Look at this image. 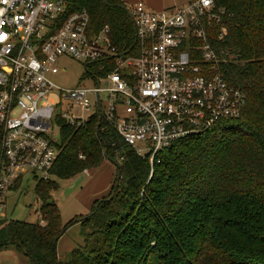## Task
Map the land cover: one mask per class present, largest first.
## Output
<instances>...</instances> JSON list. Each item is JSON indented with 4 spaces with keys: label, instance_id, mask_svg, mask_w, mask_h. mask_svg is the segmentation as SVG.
<instances>
[{
    "label": "trees",
    "instance_id": "trees-1",
    "mask_svg": "<svg viewBox=\"0 0 264 264\" xmlns=\"http://www.w3.org/2000/svg\"><path fill=\"white\" fill-rule=\"evenodd\" d=\"M65 1L87 11L93 32L106 25L119 52L136 54L123 0ZM215 7L224 13L210 34L219 70L246 95L240 117L171 143L153 163L97 114L63 124L50 175L69 179L106 158L114 163L109 193L62 225L45 199L57 184L36 180L40 221L0 218V246L15 245L33 264H264V0H215ZM90 65L85 70L103 75L113 60ZM76 222L87 229L83 243L61 260L56 243Z\"/></svg>",
    "mask_w": 264,
    "mask_h": 264
},
{
    "label": "built area",
    "instance_id": "built-area-1",
    "mask_svg": "<svg viewBox=\"0 0 264 264\" xmlns=\"http://www.w3.org/2000/svg\"><path fill=\"white\" fill-rule=\"evenodd\" d=\"M128 10L131 55L110 43L106 25L93 32L87 11L70 10L65 0H0V215L6 194L27 172L37 180L51 176L63 124L78 126L97 114L153 163L171 143L240 117L246 95L219 70L210 34L224 13L215 0L161 10L138 1ZM59 55L85 69L113 60V68L94 86L62 88L49 77L59 71ZM74 105L80 113H71Z\"/></svg>",
    "mask_w": 264,
    "mask_h": 264
},
{
    "label": "rangeland",
    "instance_id": "rangeland-1",
    "mask_svg": "<svg viewBox=\"0 0 264 264\" xmlns=\"http://www.w3.org/2000/svg\"><path fill=\"white\" fill-rule=\"evenodd\" d=\"M142 1L146 6L147 1L160 0H125L124 4L129 9L133 4ZM164 8H175L185 4V0H161ZM55 66L59 69L58 73L50 74L49 77L62 88L91 87L96 84L98 69L93 66L91 73H85L84 62L75 60L66 55H59L55 61ZM91 66V65H90ZM93 69H96L94 71ZM105 102V97L102 96ZM69 102L62 106L68 107ZM120 110V109H118ZM71 113H80V108L74 105ZM114 163L104 159L98 166L77 174L69 179H59L50 176L56 187L51 189L50 199L60 212L61 224H67L73 219L86 216L103 196L107 195L113 184ZM32 176L27 172L22 179L6 194L5 204L0 218L21 220L30 223L39 222V209L43 205V200L35 193L37 179H31ZM37 207V209H36ZM86 228L79 222L72 224L56 243V254L61 260L69 256L70 251L83 243ZM0 264H33L31 259L18 250L15 245L7 244L0 246Z\"/></svg>",
    "mask_w": 264,
    "mask_h": 264
},
{
    "label": "crops",
    "instance_id": "crops-1",
    "mask_svg": "<svg viewBox=\"0 0 264 264\" xmlns=\"http://www.w3.org/2000/svg\"><path fill=\"white\" fill-rule=\"evenodd\" d=\"M123 1L125 2V0H123ZM185 2H186V0H185ZM146 4H147L148 8L153 9V10H161V9H164L162 7L165 6L161 0L160 1H147ZM165 8H167V7H165Z\"/></svg>",
    "mask_w": 264,
    "mask_h": 264
},
{
    "label": "water",
    "instance_id": "water-1",
    "mask_svg": "<svg viewBox=\"0 0 264 264\" xmlns=\"http://www.w3.org/2000/svg\"><path fill=\"white\" fill-rule=\"evenodd\" d=\"M124 8H125V7H124ZM126 11H127L128 15L130 16L129 10H128L127 8H126ZM130 18H131V16H130ZM51 202H52V201H51L50 199L47 200V203H48V204H51ZM98 204H99V202L96 203V206H97Z\"/></svg>",
    "mask_w": 264,
    "mask_h": 264
}]
</instances>
